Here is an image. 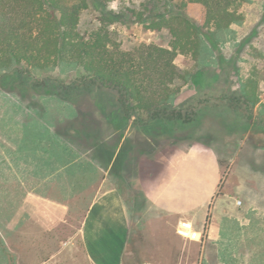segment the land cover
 I'll list each match as a JSON object with an SVG mask.
<instances>
[{"label": "rangeland", "instance_id": "obj_1", "mask_svg": "<svg viewBox=\"0 0 264 264\" xmlns=\"http://www.w3.org/2000/svg\"><path fill=\"white\" fill-rule=\"evenodd\" d=\"M89 2V8L82 15L81 31L93 29L104 14L114 17L113 36L124 51H131L139 44L168 47L171 35L166 30H150V19L156 12L176 9L182 0ZM187 12L199 20L202 6L190 3ZM240 12L244 14V21L233 25L223 36L216 55L220 60L211 61L212 74L205 89L197 91L184 80L180 82L183 88L177 104L196 105L197 111L205 109L200 120L188 130L171 134L172 131L166 133L155 127L146 132L135 126L133 120L129 121L114 92L96 90L64 100L51 89H35L30 81L28 87L0 84V161L1 147H16L17 133H40L41 152L56 157L58 162L80 160V156L97 161L104 145L114 143L123 148L129 140L138 149L149 147L150 152L146 151L155 156L173 155L174 161L190 160L188 156L195 149L210 150L221 166V179L218 197L206 205L204 216L210 215L212 209L214 214L223 216L226 212L233 216L227 222L228 230L217 233L220 239L216 243L221 254L212 264H264V116L259 113L264 102V0H249ZM177 63L183 72L206 67L185 56H179ZM235 67L239 69V76ZM256 72L260 73L257 94L261 103L250 112L243 102H234L232 98L239 96L240 82L246 83ZM45 76L68 84L80 73L77 69H57ZM37 77L40 79L42 75ZM204 174L207 176L199 196L192 195L193 204H201L215 190L211 171ZM184 192L185 200L192 201L187 190ZM225 193L231 195L229 204L218 200ZM238 200L243 202L242 206L236 204ZM184 218L193 221L189 215ZM198 222L196 225L202 228L205 217L203 224ZM180 243L185 251L182 264H210L202 257L200 242L184 239ZM2 246L0 237V249Z\"/></svg>", "mask_w": 264, "mask_h": 264}, {"label": "crops", "instance_id": "obj_2", "mask_svg": "<svg viewBox=\"0 0 264 264\" xmlns=\"http://www.w3.org/2000/svg\"><path fill=\"white\" fill-rule=\"evenodd\" d=\"M39 134L17 133L16 147H1L0 264H182L177 230L186 215L204 234L202 257L218 260L217 233L233 216L214 209L204 216L221 179L212 151L195 149L190 160L174 161L129 140L123 148L104 145L97 161L58 162L41 152ZM208 171L215 190L193 204ZM220 196L229 204V193Z\"/></svg>", "mask_w": 264, "mask_h": 264}, {"label": "trees", "instance_id": "obj_3", "mask_svg": "<svg viewBox=\"0 0 264 264\" xmlns=\"http://www.w3.org/2000/svg\"><path fill=\"white\" fill-rule=\"evenodd\" d=\"M247 2L182 0L176 9L156 12L150 19V30H166L171 35L168 47L139 44L124 51L111 31L114 17L104 14L93 29L81 31L89 0H0V84L16 88L31 82L35 89H51L64 100L96 90L114 92L129 121L146 132L155 127L171 134L188 130L205 109L177 104L183 88L180 82L184 80L197 91L205 89L212 74L211 61L220 60L216 55L223 36L244 21L240 10ZM190 3L202 6L199 20L188 14ZM179 56L206 67L183 72L177 63ZM57 69H77L80 76L68 84L45 76ZM235 71L239 76L237 67ZM257 76L260 73L240 82L239 96L232 98L250 112L261 103ZM260 108L264 116V102Z\"/></svg>", "mask_w": 264, "mask_h": 264}, {"label": "built area", "instance_id": "obj_4", "mask_svg": "<svg viewBox=\"0 0 264 264\" xmlns=\"http://www.w3.org/2000/svg\"><path fill=\"white\" fill-rule=\"evenodd\" d=\"M238 204L241 205L242 202L239 201ZM177 232L179 236L188 241L202 242L204 238L203 232L198 230L192 221L188 220L180 222Z\"/></svg>", "mask_w": 264, "mask_h": 264}]
</instances>
